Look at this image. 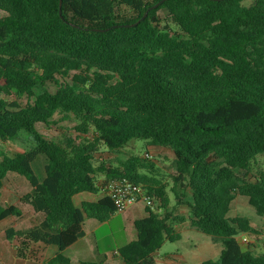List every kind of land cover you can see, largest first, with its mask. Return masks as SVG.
<instances>
[{"label": "trees", "instance_id": "obj_1", "mask_svg": "<svg viewBox=\"0 0 264 264\" xmlns=\"http://www.w3.org/2000/svg\"><path fill=\"white\" fill-rule=\"evenodd\" d=\"M160 1L62 0V18L60 0H0V140L25 134L32 142L0 159V222L23 214L3 201L8 173L27 180L23 201L44 216L22 233L19 257L40 244L57 250L46 264H71L63 252L84 235V223L116 214L101 185L125 177L157 206L134 222L137 239L118 250L123 264H154L166 241L182 239L174 229L181 205L192 227L221 241L219 259L202 264H264V253L238 241L258 229L247 217H228L244 196L264 220V172L247 179L264 156V0H166L137 26L113 28L138 22ZM70 118L78 135L64 142L39 130ZM135 139L174 154V205L152 160L96 166L101 145L115 154ZM40 155L43 179L33 169ZM6 234L12 240L16 232Z\"/></svg>", "mask_w": 264, "mask_h": 264}, {"label": "rangeland", "instance_id": "obj_2", "mask_svg": "<svg viewBox=\"0 0 264 264\" xmlns=\"http://www.w3.org/2000/svg\"><path fill=\"white\" fill-rule=\"evenodd\" d=\"M5 15L4 12L0 11V19L5 17ZM161 18L162 20L167 19L166 12L162 11ZM171 28L177 31V27L171 26ZM47 86L51 91H55V86L52 84H48ZM40 91V89H37L36 92L38 93ZM25 103L26 99H23L22 104L25 105ZM60 118L61 115L57 116L55 119L58 120ZM77 123L76 119L70 118L67 121L61 122L58 126L51 128L39 125V130L49 139L56 142H64L66 134H71L72 136L78 135L74 130V126L77 125ZM31 147L32 142L25 134H21L20 138L15 141L0 140V159L3 154L14 156L17 153L28 151ZM146 154L152 156L149 160H152L155 164L160 178L166 186L170 198V205H174V195L171 192V187L173 185L174 154L171 150L150 145L146 140L135 139L125 146L120 153L115 154L109 152L105 146L101 145L100 151L95 156L94 162L96 166L109 162L117 167L121 160H126L129 156H141L146 158ZM45 164L46 159L43 155H40L33 163V169L40 179H43L45 176ZM262 172H264V156H258L254 162L253 170L248 175L247 179L251 181L255 180L260 177ZM100 179L104 180V177L101 175L98 177L99 181ZM30 191L31 186L24 177L15 173L7 174L2 188L3 201L13 203L19 207L23 211L24 217H14V220L7 219L0 222V244L5 243V233L10 228H13L16 232L14 242L17 246L21 240L22 233L28 232L34 228V222L31 219L32 216L28 212L32 207L23 201V196ZM188 200H191V197H189ZM176 215L180 217L183 216V222H175L179 229H183L179 231L182 235V239L175 242L166 241L158 251L159 256L164 257L179 254L187 260L184 264H202V262L206 260H218L222 249L221 241L191 226L189 220L190 211L187 206H179ZM235 216L249 218L259 231V234L246 235L249 243L242 245L243 249H249L254 255L264 253V220L260 218L256 214L255 209L249 205L247 197L237 196L232 202L228 217ZM36 219V221H39V217ZM124 228L127 233L135 231L134 226L128 221L127 213L118 214L111 222L103 225L97 232L100 248L112 246L114 241L117 245H124L126 241L124 238ZM112 249L116 250L117 246H113ZM178 261L179 260H177V262Z\"/></svg>", "mask_w": 264, "mask_h": 264}, {"label": "crops", "instance_id": "obj_3", "mask_svg": "<svg viewBox=\"0 0 264 264\" xmlns=\"http://www.w3.org/2000/svg\"><path fill=\"white\" fill-rule=\"evenodd\" d=\"M174 173L175 170L173 172V175ZM100 181L103 180L100 179ZM4 202L8 205H14L13 203H8L6 201ZM145 209L146 207L143 203H137L129 207L124 212L114 214L107 222L100 223L93 219L86 221L83 225L84 235L70 247L65 249L63 254L71 260V264H79L81 261L105 262L106 264H123L122 259L118 255V250L124 245L137 239L136 231H130L129 233H127L124 228V238L126 240L124 245H117V243L114 241V244L112 246L101 248L99 245L97 232L99 229H101V227H103V225L111 222L118 214L124 213H127L128 221L132 224V226H134V222L137 219L146 216ZM28 212L32 216L31 219L34 222V228L38 227L44 220L43 214L36 212L33 208H30ZM22 217H24V213L22 214ZM37 217H39V221H36ZM7 219L14 220V217H8ZM174 229L178 233H180V230H183L179 229L177 224H174ZM14 243V238L12 240H9L7 238V234L5 233V243L0 244V264H46V262L51 259L57 251L54 247H43L40 244H31V246H29L28 250L25 252V256L19 257L17 252L18 246L16 245V243ZM115 245L117 246V249L113 250L112 248ZM153 260L154 264H184L187 262V260L179 254H173L163 257L159 256L158 251L153 254ZM177 260L179 261L177 262Z\"/></svg>", "mask_w": 264, "mask_h": 264}, {"label": "built area", "instance_id": "obj_4", "mask_svg": "<svg viewBox=\"0 0 264 264\" xmlns=\"http://www.w3.org/2000/svg\"><path fill=\"white\" fill-rule=\"evenodd\" d=\"M145 157L152 158L149 154H146ZM102 192L113 201L116 213L124 212L137 203H143L146 208L151 210H155L157 206L156 199L148 194L143 184L135 183L125 177L105 181L102 185ZM238 241L241 246L249 243L246 234L240 235Z\"/></svg>", "mask_w": 264, "mask_h": 264}, {"label": "water", "instance_id": "obj_5", "mask_svg": "<svg viewBox=\"0 0 264 264\" xmlns=\"http://www.w3.org/2000/svg\"><path fill=\"white\" fill-rule=\"evenodd\" d=\"M166 0H161L160 2H158L156 5H154L153 7L149 8L147 10V12L144 14V16L136 23L132 24V25H115L113 26V28H117V27H125V28H128V27H134V26H137L141 21H143L147 15H148V12L151 10V9H155L157 8L158 6H160L163 2H165ZM59 15L62 17V0H60V10H59ZM63 18V17H62ZM101 31V30H99Z\"/></svg>", "mask_w": 264, "mask_h": 264}]
</instances>
